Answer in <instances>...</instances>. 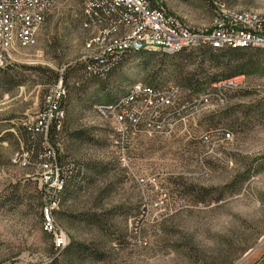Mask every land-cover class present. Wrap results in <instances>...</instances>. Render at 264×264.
<instances>
[{
    "label": "rangeland",
    "instance_id": "1",
    "mask_svg": "<svg viewBox=\"0 0 264 264\" xmlns=\"http://www.w3.org/2000/svg\"><path fill=\"white\" fill-rule=\"evenodd\" d=\"M165 1L191 27L210 23L208 0ZM222 1L264 12V0ZM79 20L80 1H62L36 45L13 50L5 61L7 82L0 71V264L43 263L53 255V234L43 232L45 216L32 197L37 189L42 201L38 154L44 147L28 138L24 124L41 108L54 80L50 70L63 67L66 116L58 149L51 145L79 175L52 217L66 243L73 237L101 253L83 264H254L264 253V69L244 73L246 86L230 92L224 108L202 110L170 139L132 142L125 158L110 143V119L93 105L112 101L136 81L174 82L186 98L202 92L209 84L192 91L183 80L184 70L201 67V48L175 57L132 53L106 81L83 83L75 65L89 32ZM175 58L184 66H172ZM202 66L204 82L214 69ZM214 127L233 133L220 158L205 154L199 139ZM21 157L29 164L14 161Z\"/></svg>",
    "mask_w": 264,
    "mask_h": 264
},
{
    "label": "built area",
    "instance_id": "2",
    "mask_svg": "<svg viewBox=\"0 0 264 264\" xmlns=\"http://www.w3.org/2000/svg\"><path fill=\"white\" fill-rule=\"evenodd\" d=\"M65 0H0V66L12 51L36 45L49 12ZM80 26L89 32L82 64L83 79L104 77L129 53L156 51L174 54L197 47H258L264 49V12L237 8L222 0H208L211 20L205 28H194L171 10L165 0H79ZM65 68L58 70L37 114L25 129L43 139L47 148L38 156V175L43 191V227L53 234L56 247L66 245V235L54 225L53 210L65 185V174L54 148L47 141L50 128L60 127L65 117ZM245 74L218 79L198 94L181 95L174 82L146 84L139 81L110 103H95L94 110L111 122L112 146L126 158L128 146L139 139H170L179 125H187L202 110H217L228 103V94L246 85ZM233 133L225 127L209 128L200 135L205 154L220 158ZM21 165L25 157L14 158ZM152 177V181H155ZM165 196L166 194L163 193ZM159 202H163L160 198ZM158 203V202H157Z\"/></svg>",
    "mask_w": 264,
    "mask_h": 264
},
{
    "label": "trees",
    "instance_id": "3",
    "mask_svg": "<svg viewBox=\"0 0 264 264\" xmlns=\"http://www.w3.org/2000/svg\"><path fill=\"white\" fill-rule=\"evenodd\" d=\"M81 14V13H80ZM81 22V15H80V20ZM79 22V24H80ZM81 27V26H80ZM197 48H201V52H200V56L202 57L201 59V67H196L195 69H190V70H184V82L185 85L187 87H189L192 91H200L203 88L206 87V85L218 80V79H223V78H227L236 74H244V73H253V72H257L259 69H264V49L263 48H258V47H223V48H216V47H208V46H203V47H197ZM183 51V50H182ZM180 52L174 53V54H165L167 56L170 57H175L176 55H178ZM156 51H137L134 52L137 55H141L142 53H154ZM248 53V54H246ZM132 53H129L128 55H126L120 62H118L117 64H115L114 66H112L109 71L107 72V74L104 77H91L88 79H83L82 76V64L79 62L77 63L75 66H77V68L80 70L79 72V76L81 79V82L86 83L89 82L91 80H101V81H106L108 79V77L113 74L124 62L125 60L131 55ZM164 54V53H162ZM186 61V59H185ZM184 61H182L181 59H174L172 61L174 67L178 68L180 66H184L183 64ZM193 63V62H192ZM204 63H207L210 65V67H212L214 69L213 75L208 78L207 81H204L201 79L202 78V65H204ZM8 64L5 63V66L0 67V71L2 72V77H3V81L7 82L8 78H11V76L9 75L8 72ZM27 69H30L33 67V69L37 70L40 69L42 70L43 67L41 66H24ZM45 70H48V68H44ZM51 74H52V78L54 79L53 82L56 81L57 77H58V73L54 72L53 70H50ZM67 70H65L64 72V78H67ZM52 82V83H53ZM8 83H11V81L9 80ZM12 84H18L17 81L12 82ZM66 85V83H65ZM67 88V86H66ZM124 93V92H123ZM122 93V94H123ZM115 95V97L112 99V101H114L115 99H117L120 95ZM68 95V90L66 93V96L64 98V107H65V112H66V98ZM230 95V94H228ZM112 101L106 102V103H110ZM66 116V114H65ZM65 119V117H64ZM64 119L61 121L60 123V127L59 129L56 128L55 125H53L50 128L49 131V135L47 138L48 143L50 144V146L54 145L56 147V149H58L57 147V142H56V137L58 135V133L61 131L62 129V124ZM25 129V127H24ZM228 129V128H227ZM229 130V129H228ZM26 134L28 136V138L32 139V142L38 141V144L40 146L43 145L44 150L47 148L46 145L43 144V139L39 136H34L32 134H30L26 129ZM80 132H75V135L79 136ZM35 139V140H33ZM52 144V145H51ZM53 147V146H52ZM44 150L40 151L38 155H40ZM57 153V152H56ZM59 161H60V157L59 154L57 153ZM60 165H61V170L63 171V173L65 174V185L60 193L59 196V202L61 201V199L66 198L70 191L71 188L78 183V175L79 172L76 173L74 171V167L73 165L70 167L69 165L64 166L61 161H60ZM32 197L34 199V202H36L35 206L38 207V209L40 210V214L41 217L43 216L42 212H43V202L40 200V194L37 191V189H34V192H32ZM56 213H59V211H57ZM60 217V216H59ZM44 220V218H43ZM44 233H47L46 231H43ZM51 251H52V256L51 258L46 261V262H41V263H37V264H83V261H85L86 259H93L94 255H100V252H97L95 250V248H91L90 246H88L86 243H83L81 241L76 240L73 237H69V241L66 243V245L62 248L56 247L54 244L51 245ZM86 255V256H85ZM95 259H98L95 258ZM254 264H264V253L262 254V256L254 263Z\"/></svg>",
    "mask_w": 264,
    "mask_h": 264
}]
</instances>
